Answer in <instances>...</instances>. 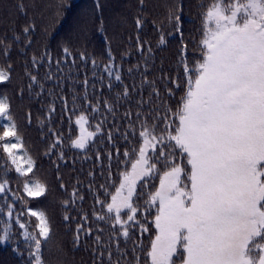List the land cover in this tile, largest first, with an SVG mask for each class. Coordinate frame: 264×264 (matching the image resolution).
Returning a JSON list of instances; mask_svg holds the SVG:
<instances>
[{
	"label": "trees",
	"instance_id": "1",
	"mask_svg": "<svg viewBox=\"0 0 264 264\" xmlns=\"http://www.w3.org/2000/svg\"><path fill=\"white\" fill-rule=\"evenodd\" d=\"M211 2L0 0V70L8 76L0 82V98H7L10 105V119L0 118V135L11 123L18 134L0 141V183L8 181L5 192L0 193V236L6 234V226L8 235L0 243V264H29L30 244L25 235L30 231L38 235V221L28 216L27 209L44 213L50 222L51 238L42 248L44 264H100L96 259L99 252L94 255L96 237L99 235L108 243L111 224L96 219L93 213L101 212V206L95 199L110 201L101 185L114 194L112 184L118 186L121 171L131 170V162L117 163L118 159L123 160L125 147H131L118 138L129 130L125 113L131 111L135 118L145 78L176 107L184 90L176 89L174 98L169 99L165 85L175 89L171 80L177 76L184 81L180 53L185 44V56L193 65L200 58L202 15ZM176 15L179 31L174 27ZM25 28L29 29L27 33ZM109 71L119 72L121 81H116L114 75L110 77ZM125 87L130 98L118 100ZM150 93L154 98L151 88L143 90L146 113L158 103H147ZM105 102L113 105L114 113L107 112ZM93 107L99 111L93 113ZM81 114L86 122L77 124ZM98 125H102L100 131ZM82 127L83 133H88L83 150L72 146ZM109 132L114 137L111 143ZM57 138L60 143L53 148ZM17 139L21 146L13 149V164V157L4 152L3 144L15 143ZM30 166L32 171L26 175L16 171L20 167L26 172ZM25 183L44 186V194L25 195ZM149 183L158 187L159 178ZM147 191L144 190L145 196ZM139 203L143 205L144 200ZM8 204L12 205L11 210ZM20 212L25 214L18 216ZM65 216L71 219L66 221ZM84 216L86 220L82 219ZM17 220L26 227L20 229ZM78 224L83 231L77 243ZM149 227L150 231L143 235L136 232L146 249L155 235V228ZM106 257L107 253L105 264ZM128 258L132 259L131 245ZM145 259L142 256L141 264Z\"/></svg>",
	"mask_w": 264,
	"mask_h": 264
},
{
	"label": "snow or ice",
	"instance_id": "2",
	"mask_svg": "<svg viewBox=\"0 0 264 264\" xmlns=\"http://www.w3.org/2000/svg\"><path fill=\"white\" fill-rule=\"evenodd\" d=\"M175 20L179 31L178 15ZM136 23L140 27L139 19ZM160 42L164 43L163 38ZM186 49L185 44L180 53L183 83L177 76L171 80L175 89L165 85L169 99L174 98L176 89L183 88L176 107L145 78L135 118L131 111L125 113L129 130L118 138L131 147H125L123 160L117 163L131 162V170L121 171L118 186L112 184L114 194L101 185L110 201L95 199L101 206V212L93 213L96 219L111 224L108 243L96 237L94 255L99 252L96 259L100 264H105V253L107 264H141L142 256L146 257L144 264H264V0H212L202 15L200 58L194 65L185 56ZM113 75L121 81L119 72L109 71V76ZM7 79L0 70V82ZM32 81L35 83V76ZM145 88L155 93L154 98L150 93L147 103L158 102L147 113ZM129 98L125 87L117 99ZM9 108L7 98H0V118L10 119ZM104 108L108 113L115 111L108 102ZM98 111L92 108L93 113ZM82 121L86 122L83 114L76 123ZM6 137H18L14 123L4 127L0 141ZM108 139L110 143L114 140L111 132ZM59 143L57 138L52 147ZM20 146L18 139L3 144L13 164V149ZM72 146L87 147L83 139L74 140ZM116 151L119 153V147ZM16 171L26 175L32 168L22 172L17 167ZM156 177L158 187L149 183ZM7 183H0V193L5 192ZM24 188L29 197L45 192L40 184L25 183ZM26 211L38 221V235L35 231L25 235L30 244L29 264H44L42 248L51 238L50 222L42 212ZM17 224L20 229L26 227L19 220ZM149 225L155 228V235L146 249L136 232H149ZM82 231L78 224L77 243ZM87 232L91 235V229ZM5 233L0 243L8 239L7 226ZM129 245L132 259L128 258Z\"/></svg>",
	"mask_w": 264,
	"mask_h": 264
},
{
	"label": "rangeland",
	"instance_id": "3",
	"mask_svg": "<svg viewBox=\"0 0 264 264\" xmlns=\"http://www.w3.org/2000/svg\"><path fill=\"white\" fill-rule=\"evenodd\" d=\"M82 126H83V123H82ZM83 130H85L84 127H82V131L80 133L79 139H83L85 142L88 139V133L87 132L83 133Z\"/></svg>",
	"mask_w": 264,
	"mask_h": 264
}]
</instances>
